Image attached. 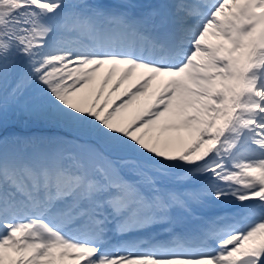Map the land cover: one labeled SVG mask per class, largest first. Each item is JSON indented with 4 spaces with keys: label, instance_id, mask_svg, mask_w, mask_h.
I'll return each mask as SVG.
<instances>
[{
    "label": "snow or ice",
    "instance_id": "1",
    "mask_svg": "<svg viewBox=\"0 0 264 264\" xmlns=\"http://www.w3.org/2000/svg\"><path fill=\"white\" fill-rule=\"evenodd\" d=\"M0 264H264V0H0Z\"/></svg>",
    "mask_w": 264,
    "mask_h": 264
},
{
    "label": "bare ground",
    "instance_id": "2",
    "mask_svg": "<svg viewBox=\"0 0 264 264\" xmlns=\"http://www.w3.org/2000/svg\"><path fill=\"white\" fill-rule=\"evenodd\" d=\"M146 1V0H145ZM127 85H125V87H126Z\"/></svg>",
    "mask_w": 264,
    "mask_h": 264
}]
</instances>
